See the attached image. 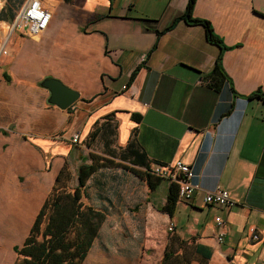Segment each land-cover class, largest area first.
<instances>
[{
  "label": "crops",
  "instance_id": "crops-1",
  "mask_svg": "<svg viewBox=\"0 0 264 264\" xmlns=\"http://www.w3.org/2000/svg\"><path fill=\"white\" fill-rule=\"evenodd\" d=\"M40 3L48 23L28 35L9 32L15 5L0 0V44L7 51L0 57V264L15 261L13 247L22 244L60 168L68 169L74 186L78 166L100 153L86 144L87 135L104 123L117 147L132 139L149 165H189L199 188L168 215L160 210L165 180L149 189L128 170L103 178L98 169L80 201L104 218L80 264H160L170 236L174 247L208 251L206 260L191 252L189 264H264V101L245 97L264 95V0H194L192 16L208 22L223 50L206 41L202 26L175 20L186 0ZM218 54L226 80L214 91L203 76ZM44 77L75 90L77 100L66 109L48 104L38 85ZM73 132L77 144L69 143ZM99 133L109 145L106 128ZM108 179H116L115 187L104 194ZM212 189L226 190L233 205L204 204V191ZM138 215L159 230L158 246L147 245H154V258L141 254L142 242L136 246L133 237L116 249L97 247L104 245L101 231L130 233Z\"/></svg>",
  "mask_w": 264,
  "mask_h": 264
},
{
  "label": "trees",
  "instance_id": "trees-1",
  "mask_svg": "<svg viewBox=\"0 0 264 264\" xmlns=\"http://www.w3.org/2000/svg\"><path fill=\"white\" fill-rule=\"evenodd\" d=\"M193 3L194 0H186L183 12L175 20L202 26L207 42L216 45L220 50L226 49L227 47L213 33L206 20L192 16ZM175 20L165 29L170 28ZM203 80L214 91L222 87L226 75L221 65L220 54L216 56L211 70L203 76ZM252 96L264 101V95L259 91L245 97ZM105 128L109 132L107 136H110L112 131L104 123L100 130L96 128L87 135L86 144L89 146L90 141H93L99 131L102 132L99 133L101 135L105 132ZM112 152V150L106 151L110 157L100 153H89V162L78 166L76 183L72 187L68 184L70 181L68 169L60 168L22 244L13 247L16 259L12 264H80L82 262L104 218V212L94 210L80 201L86 180L98 169L122 167L143 180L149 189H153L162 180L150 173L149 162L137 151L132 139L128 140L125 146L117 154L115 153L116 155ZM111 156H117L120 160L113 161ZM122 162H128L129 165ZM176 190L174 183L168 184L165 202L160 208L168 215L171 214L176 202ZM172 241L173 237L170 236L169 242L164 247L160 264H189L192 258L191 252L200 253L203 260L209 256L208 251L203 247L197 246L191 250L185 247L179 248L174 247Z\"/></svg>",
  "mask_w": 264,
  "mask_h": 264
},
{
  "label": "built area",
  "instance_id": "built-area-1",
  "mask_svg": "<svg viewBox=\"0 0 264 264\" xmlns=\"http://www.w3.org/2000/svg\"><path fill=\"white\" fill-rule=\"evenodd\" d=\"M49 12L41 5L40 0H26L16 11L9 24V32L25 31L26 34H35L42 31L49 20ZM5 42L0 44V57L6 55ZM70 144L78 143V133L73 132L69 137ZM150 173L156 177L165 180L168 183H174L177 187L176 201L189 203L198 190V185L192 182L193 173L189 165L180 161L174 163L159 165L153 164L149 167ZM202 201L204 204L216 205L220 208H229L233 205V200L224 189L206 190L203 193ZM215 225L222 230L224 222L220 217H214ZM173 222L168 221L166 229L171 230ZM249 237L252 240H258L259 235L253 228H249ZM223 232H218L217 241H221Z\"/></svg>",
  "mask_w": 264,
  "mask_h": 264
},
{
  "label": "rangeland",
  "instance_id": "rangeland-1",
  "mask_svg": "<svg viewBox=\"0 0 264 264\" xmlns=\"http://www.w3.org/2000/svg\"><path fill=\"white\" fill-rule=\"evenodd\" d=\"M8 1H9L10 5H12V4L15 5L13 7L14 12L17 11L19 6H20L21 0H8ZM6 7H8V6L6 5ZM1 9H5V7L2 6ZM108 142H109V145L106 146L104 144V139L101 138V136L95 137V139L93 141H90L92 148H95L96 151L100 152V154H102V155H109V153H106V151H108V150H112L113 155H116L122 149L120 147H117L114 136H109ZM109 157H110V155H109ZM112 159H113V161L114 160H120V158H118L117 156L112 157ZM118 169H120V171H121V169H124V168L119 167V166L110 167V168H102V169H100L101 171L99 172L98 175H102L103 178H110V177L117 178V177L122 176V174H121L122 171L119 172ZM115 181H116V179H113L112 181H110V179L107 180V182H108L107 188L104 189V187H103L104 194L105 193L108 194L110 192V190L112 189L111 188L112 185H113V187H115V184H114ZM110 182H112V184ZM93 183H94L93 180H91V182L89 184L90 186H88L86 188L87 191H85V200L89 199L88 192L90 190H92V188L94 186ZM68 184H69V187H72V184L70 181L68 182ZM130 211L132 212L134 210L130 209ZM132 215L133 214L129 213V216H132ZM144 218H146V217L140 218L139 215L135 216L134 221H136V220L139 221V222H137V223H139V225L130 233H128L127 231H123V232H110V231H103L102 232L101 231L100 232V235H101L100 240L104 242V245L100 244L97 247L101 250L102 247H105V245H106L108 248L116 249L118 246L117 245L118 243L120 244L123 242V240H128L129 238L133 237V240L136 242V246H138L139 242H142L141 245H143L144 248L142 249L141 254H142V252H144L146 257L154 258L156 252H154V250L151 248L154 245H152L150 247H148L147 245L154 243L155 245L158 246L159 230L157 232L153 231V228H152L153 223L150 222V224H148V223H146V221L143 223ZM144 224H146L147 226L146 225L142 226ZM106 227L107 226L104 225V228H106ZM146 227H148V228L146 229ZM142 228H145L144 229L145 231H142ZM93 246L95 247L96 245L93 244ZM108 248L103 250L104 253L108 252ZM145 248H147V249H145ZM90 252L92 253V249L88 252V254H90ZM130 254H132V253H130Z\"/></svg>",
  "mask_w": 264,
  "mask_h": 264
},
{
  "label": "water",
  "instance_id": "water-1",
  "mask_svg": "<svg viewBox=\"0 0 264 264\" xmlns=\"http://www.w3.org/2000/svg\"><path fill=\"white\" fill-rule=\"evenodd\" d=\"M38 85L45 88L48 92L46 102L59 109L68 108L78 98V93L75 90L51 77H44L38 82Z\"/></svg>",
  "mask_w": 264,
  "mask_h": 264
}]
</instances>
